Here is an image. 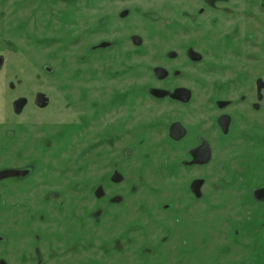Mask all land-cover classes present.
<instances>
[{"label": "rangeland", "instance_id": "374dc122", "mask_svg": "<svg viewBox=\"0 0 264 264\" xmlns=\"http://www.w3.org/2000/svg\"><path fill=\"white\" fill-rule=\"evenodd\" d=\"M260 1L229 0L225 7L234 12L222 13L220 24L210 27L207 12L194 29L181 10L193 13L200 0H0V50L9 62L0 74V169H30L22 180L0 182V260L34 264L38 253L44 264H264V211L246 198L250 185L264 183V99L256 114L234 105L242 112L228 140L217 142L211 125L217 90L235 99L264 79ZM121 9L132 11L125 20L116 18ZM103 15L112 17L105 27L98 23ZM235 24L239 37L227 40ZM132 35L140 46L132 45ZM103 41L111 46L91 50ZM190 47L203 62L188 61ZM168 52L177 57L169 60ZM158 66L180 70L181 77L158 82L152 73ZM243 72L246 86H239ZM147 86H185L193 99L157 100ZM85 90L105 113L101 121L91 116L96 124L83 133L70 119L84 114ZM35 92L50 94L52 108L35 109ZM19 97L29 104L14 117L11 103ZM174 120L192 129L187 139L210 141L208 165L181 164L188 141H168L165 127ZM255 121L257 137H244ZM110 135L117 140L102 144ZM86 141L96 148L83 152ZM131 147V158L122 159ZM119 160L125 182L120 190L106 186V194L123 201L95 199L94 189ZM198 177L206 184L196 200L189 184ZM61 200L71 209L60 211ZM26 213L53 249L46 240L36 251L37 241L24 233Z\"/></svg>", "mask_w": 264, "mask_h": 264}, {"label": "flooded vegetation", "instance_id": "af4514ba", "mask_svg": "<svg viewBox=\"0 0 264 264\" xmlns=\"http://www.w3.org/2000/svg\"><path fill=\"white\" fill-rule=\"evenodd\" d=\"M227 2H229V0H200L201 3V7L197 8L194 10L193 13L189 14L186 13L185 11L181 10V19H184L187 23H189L191 25V27H193L194 29H200L202 27V22L201 17L206 14L207 12L212 13V16L210 18H208V24L210 27H215L218 24H220L221 22V14L222 13H233L234 10L231 8H227L225 7V5L227 4ZM258 9L260 10H264V0L260 1L259 5H258ZM131 10L130 9H121L119 10V12L116 14V18L118 20H125L126 18H128L131 15ZM152 18V16H150ZM112 17L109 15H103L100 18H98V23L99 25L105 27L106 25H108L111 22ZM238 25H234V27L231 30V34L230 36L227 37L228 39L231 38H235V37H239V30H238ZM244 36L247 38H249L248 35ZM132 37H139L138 35H132L130 36V42L132 43L133 46L138 47L140 46L141 42L139 45H135L132 41ZM140 38V37H139ZM141 40V38H140ZM142 41V40H141ZM264 41V39H263ZM101 43H107L108 45L106 47H98V45H100ZM95 46L91 47L92 51L98 50V49H106L108 47L111 46L110 42H101ZM184 55L185 57L188 59V61H190L191 63H201L204 61V58L201 54H199L198 52H196L193 48H188L184 51ZM177 57V54L175 52H168L167 53V58L169 60H174ZM7 55H5V52H2L0 50V74H4L7 72V70L9 69V62L7 59ZM157 68H162L163 70L166 71V76L163 79H159L156 77L155 75V69ZM44 71L46 73H52L51 68L49 67H45ZM153 76L156 79V81L158 82H163L168 80L169 78L171 80H176L179 77H181L182 72L180 70H176V69H171L168 70L166 68H163L161 66L155 67L152 70ZM239 86H246V74L243 72L239 75ZM8 83V82H7ZM0 86H3L2 84ZM88 86V85H85ZM12 87V86H10ZM227 87V86H226ZM224 90H227L226 88H224ZM146 92L147 95H149L150 97H153L157 100H169L172 102H177L179 104L182 105H187L189 104L193 97H192V91L185 86H166V87H155V86H147L146 88ZM38 94H42L44 95L45 98H47V100L45 101L46 105L44 107H39L36 104V97ZM173 95L175 97H173ZM4 96V95H2ZM50 94H47L45 92H35L32 94V101H31V105L39 110V111H47L50 108H52V103L53 100L50 98ZM4 97H2L1 100H3ZM211 103H212V108L214 109V117H213V121H212V128L215 132V136L218 141H223V140H228L231 135H232V131H233V127L235 126V119H236V115L238 113L242 112V109L239 110H235L237 108L234 109V105L238 104L239 106L243 107L244 106V111L245 113L247 112H251L253 114H256L258 112H260V110L262 109V105H263V99H264V79L263 77H257L254 82L252 83V86H249L248 89H241V93L234 99L229 97L227 94L224 95V92H218V90L215 92V95H213V98H211ZM83 103H84V111H83V115L79 116V115H74L71 119L70 122L71 123H75V124H79L81 125L80 130L83 133L88 132V130L96 124V121H94V119L90 118L91 116H93L95 118V116H97L96 119H102V116L105 113V109L103 108L101 103L95 102L94 99L92 100L91 95L89 90H85L83 97H82ZM29 104V100L26 99L25 97H19L16 98L12 101L11 103V108H12V113L14 117H19L24 109L27 107V105ZM71 104H64V109H68L70 108ZM235 111H237L235 113ZM247 116V114H246ZM95 119V120H96ZM174 126H176V128H174ZM261 126V124L259 122H256L252 125V129H245L242 131V135L246 138L249 139H254L257 137V133L255 130L259 129V127ZM166 129V136L167 139L170 143L172 144H181L183 142L188 141V145L187 148L184 147L183 151L184 154L187 157V160H184L181 162V164L185 167H204L206 165H208L212 160H213V155H214V147L212 146V144L210 143V141L208 139H206L204 136H200L197 135V140H194L193 138L187 139L190 135H195L193 134V131L190 127H188L183 121L181 120H174L172 122H170L169 124H167V126L165 127ZM78 133V132H77ZM6 136V135H5ZM176 137V138H175ZM117 140V137L114 135H110L108 137V139L106 138H101L100 141H102V144H106L108 146H111L114 141ZM145 141V137H141L138 142H135V144L133 145V147L136 146V144H142ZM97 142H93V143H89L88 141H86L85 143V147L83 148V152L84 151H91L94 148H96ZM204 146L203 148H208L209 151V159L208 161H206L205 163H196L194 162V158L192 155V152L198 150V151H202L200 149L201 146ZM186 148V149H185ZM206 150V149H205ZM133 153V149L131 148H125L122 150V159H130ZM80 155V153L76 156V159H78V156ZM120 163L121 161H116L113 162L111 164V171L110 174L107 178V180L105 181L106 184L103 186L102 184L98 185L94 191H93V195L95 197V199L97 200H101V199H105L109 200L110 204H120L123 201V197L117 194H112L111 196H107L106 194V190H108L106 188L107 187H111V188H117L120 190L121 186L124 184L125 182V177L121 174L120 172ZM30 174V169H26V168H15V167H9V168H2L0 169V182L2 181H6V180H19V179H24L26 177H28ZM195 181H201L200 187H199V192H200V196H195V194L192 192L191 190V186ZM206 184V180L204 178H194L191 180L190 184H189V190L192 194V196L197 200L200 199L202 197V189L204 188ZM133 187V186H131ZM132 189V188H131ZM246 198H248V200L250 199V201L258 204V206L264 211V183L262 181L257 180L256 184H252L249 186L248 188V192L246 193ZM63 200V199H62ZM61 203L63 206L59 207L60 211H63L66 207L68 209H71L70 205L66 204L65 201H62ZM68 203V202H67ZM109 212L106 211L105 214H108ZM33 214V213H31ZM31 214H29L27 216V213L25 215V217H22L23 219V224H24V233L30 232V235L33 236V240L37 241V245L35 247L36 251L38 249V247H41L40 243H42L43 241H46V234L47 233H43L42 231H40L39 229H34L33 228V224H34V220H32V216ZM36 214V212H35ZM43 218V216H40ZM47 218V217H45ZM25 222V223H24ZM52 232H54V235H58L57 234V230H53ZM43 233V237L42 238V234ZM42 238V239H41ZM5 240V236L4 235H0V243H4ZM48 242H46L48 245H50V247L53 249V245L50 242V240H47ZM56 242V241H55ZM46 248V247H45ZM49 250V247L47 248ZM34 258L36 259L34 264H44V260L43 258H40L39 254L37 253V255H34ZM0 264H7L4 261L0 260Z\"/></svg>", "mask_w": 264, "mask_h": 264}, {"label": "water", "instance_id": "95a60500", "mask_svg": "<svg viewBox=\"0 0 264 264\" xmlns=\"http://www.w3.org/2000/svg\"><path fill=\"white\" fill-rule=\"evenodd\" d=\"M132 41L135 45H139L141 42L139 37H132ZM107 45H108L107 43H101L100 45L97 46V48L98 47H106ZM166 74H167L166 71L163 70L162 68L155 69V75L159 79H163L166 76ZM173 97H175V96L173 95ZM46 100H47V98H45L44 95L38 94L36 97V104L39 107H44L46 105V103H45ZM174 128H176V126H174ZM176 130H177V128H176ZM203 147H204L203 145L200 147V149L202 150L201 152L198 150L192 152L194 162L202 164V163H205L206 161H208L209 156H210L208 148L207 147L203 148ZM200 184H201V181H195L191 186L192 192L197 197L200 196V192H199Z\"/></svg>", "mask_w": 264, "mask_h": 264}]
</instances>
